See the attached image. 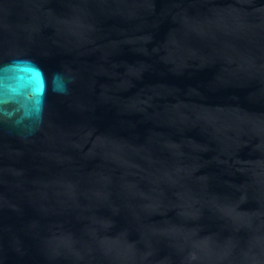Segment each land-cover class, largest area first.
Instances as JSON below:
<instances>
[{
	"label": "water",
	"instance_id": "water-1",
	"mask_svg": "<svg viewBox=\"0 0 264 264\" xmlns=\"http://www.w3.org/2000/svg\"><path fill=\"white\" fill-rule=\"evenodd\" d=\"M0 264H264V0H0Z\"/></svg>",
	"mask_w": 264,
	"mask_h": 264
}]
</instances>
